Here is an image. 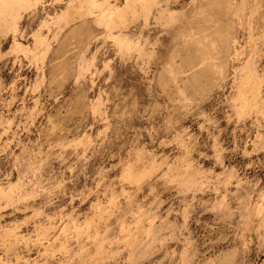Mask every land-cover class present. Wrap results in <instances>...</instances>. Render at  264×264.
<instances>
[{"label":"rangeland","instance_id":"rangeland-1","mask_svg":"<svg viewBox=\"0 0 264 264\" xmlns=\"http://www.w3.org/2000/svg\"><path fill=\"white\" fill-rule=\"evenodd\" d=\"M0 264H264V0H0Z\"/></svg>","mask_w":264,"mask_h":264},{"label":"bare ground","instance_id":"bare-ground-1","mask_svg":"<svg viewBox=\"0 0 264 264\" xmlns=\"http://www.w3.org/2000/svg\"><path fill=\"white\" fill-rule=\"evenodd\" d=\"M249 105V104H248Z\"/></svg>","mask_w":264,"mask_h":264}]
</instances>
